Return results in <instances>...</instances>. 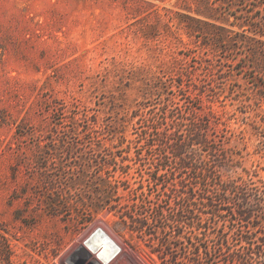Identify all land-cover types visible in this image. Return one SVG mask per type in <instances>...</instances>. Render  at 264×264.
Instances as JSON below:
<instances>
[{"label":"rangeland","instance_id":"rangeland-1","mask_svg":"<svg viewBox=\"0 0 264 264\" xmlns=\"http://www.w3.org/2000/svg\"><path fill=\"white\" fill-rule=\"evenodd\" d=\"M245 185L264 0H0V264H237Z\"/></svg>","mask_w":264,"mask_h":264},{"label":"trees","instance_id":"trees-1","mask_svg":"<svg viewBox=\"0 0 264 264\" xmlns=\"http://www.w3.org/2000/svg\"><path fill=\"white\" fill-rule=\"evenodd\" d=\"M192 21L201 23V21L198 19H192ZM193 141H195L199 145L208 146V137L204 131H199ZM193 157H197V155ZM238 192H240L241 196L239 197L242 198V204L247 205L241 208L239 207L238 215L250 225V229L237 231L236 233L237 235H239L238 240L241 244V247H243V249H246V251L237 253L234 251H230L228 255L236 260L237 264H264V231H261V233L256 237L255 241L250 236H248V234H251V231H256L258 228H260V225H255L252 223L253 221H250L252 219L251 217L258 207L257 203H259L260 200L258 198L255 202H251V198L249 197L248 188L246 185L240 188ZM209 207L214 211L216 203L211 200V203H209ZM259 216L260 215H258L257 218H261ZM133 221H135V223L140 226L145 224L143 218H134Z\"/></svg>","mask_w":264,"mask_h":264},{"label":"bare ground","instance_id":"bare-ground-1","mask_svg":"<svg viewBox=\"0 0 264 264\" xmlns=\"http://www.w3.org/2000/svg\"><path fill=\"white\" fill-rule=\"evenodd\" d=\"M101 237V236H100ZM102 238V237H101ZM94 240V239H93ZM96 247V246H95ZM96 249V248H95ZM95 252V251H94Z\"/></svg>","mask_w":264,"mask_h":264}]
</instances>
